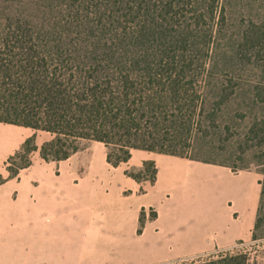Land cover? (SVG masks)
<instances>
[{
    "label": "trees",
    "instance_id": "1",
    "mask_svg": "<svg viewBox=\"0 0 264 264\" xmlns=\"http://www.w3.org/2000/svg\"><path fill=\"white\" fill-rule=\"evenodd\" d=\"M225 23L220 0H0V122L49 132L38 147L45 161L77 153L83 141L103 143L112 166L132 149L188 157L199 132L217 128L216 108L238 93L241 69L255 71L248 92L264 102V15H248L228 36ZM36 149L33 133L4 161L0 183ZM156 172L153 160L125 170L141 193ZM261 196L262 187L259 204ZM156 216L141 208L137 232ZM254 256L217 248L172 264H256Z\"/></svg>",
    "mask_w": 264,
    "mask_h": 264
},
{
    "label": "crops",
    "instance_id": "2",
    "mask_svg": "<svg viewBox=\"0 0 264 264\" xmlns=\"http://www.w3.org/2000/svg\"><path fill=\"white\" fill-rule=\"evenodd\" d=\"M35 133L31 164L0 183V264H161L214 248H229L249 236L261 186L250 170L184 156L132 149L125 162L106 161L104 144L92 152L83 174L77 155L45 161L38 147L47 131L0 122V175L4 161ZM144 160L156 166L154 183L125 174ZM3 165V167H2ZM210 174H209V173ZM226 180V211L210 204L214 183ZM208 202L202 208V202ZM156 211L137 232L139 211Z\"/></svg>",
    "mask_w": 264,
    "mask_h": 264
},
{
    "label": "rangeland",
    "instance_id": "3",
    "mask_svg": "<svg viewBox=\"0 0 264 264\" xmlns=\"http://www.w3.org/2000/svg\"><path fill=\"white\" fill-rule=\"evenodd\" d=\"M220 2L226 15L223 31L227 36L230 32L235 33L238 25L245 21L248 15L253 17L264 15V0H220ZM240 73L238 93L227 103L216 108L217 128L205 127L209 134L207 136H204L203 131L199 132V137H195L190 142L191 148H185V155L200 159L209 157L232 165L234 172L250 170L257 174L262 187L259 204L262 225L258 229L261 237L253 241L250 232L248 237L237 240L233 246L218 249L252 250L256 264H264V102H256L248 92L255 77V71L247 67L241 69ZM205 142L212 148H208ZM99 145L90 141L81 142L80 149L76 153L78 165L85 168L90 154L98 150ZM142 184L147 185V181H142ZM214 185L216 197L210 204L222 215L224 210L226 211V193L230 186L226 180L216 182ZM208 204L203 201L202 208ZM215 249L217 248L204 253ZM178 261L180 260L161 264H172Z\"/></svg>",
    "mask_w": 264,
    "mask_h": 264
}]
</instances>
